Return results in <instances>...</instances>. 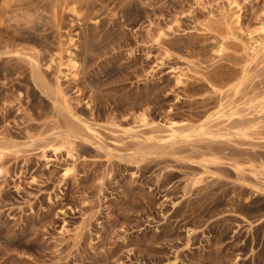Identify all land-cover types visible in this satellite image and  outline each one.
<instances>
[{
	"label": "rangeland",
	"instance_id": "rangeland-1",
	"mask_svg": "<svg viewBox=\"0 0 264 264\" xmlns=\"http://www.w3.org/2000/svg\"><path fill=\"white\" fill-rule=\"evenodd\" d=\"M16 5L0 17V264H264V111L246 109L264 99V52H246L264 0ZM65 50L75 79L49 66ZM202 125L214 139L192 137Z\"/></svg>",
	"mask_w": 264,
	"mask_h": 264
},
{
	"label": "bare ground",
	"instance_id": "bare-ground-1",
	"mask_svg": "<svg viewBox=\"0 0 264 264\" xmlns=\"http://www.w3.org/2000/svg\"><path fill=\"white\" fill-rule=\"evenodd\" d=\"M21 0H0V17L3 16V14H8V12L11 13V8L13 6H17L16 5V2L17 4H19ZM24 5V4H23ZM21 7V5L19 6ZM19 7H17V9H19ZM21 8H24V7H21ZM20 8V9H21ZM19 9V11H20ZM10 10V11H9ZM23 10V9H22ZM18 11V12H19ZM9 13V14H10ZM8 14V15H9ZM15 16H20V15H17V14H14ZM14 16V17H15ZM10 17H11V14H10ZM30 17V16H29ZM2 18V17H1ZM0 18V19H1ZM9 18V17H8ZM17 18V17H16ZM14 18V19H16ZM10 20V19H9ZM12 20V19H11ZM224 44V43H223ZM221 45V44H220ZM226 47V46H225ZM225 47H223L222 45L217 47V53H222L224 52L225 50ZM227 50V48H226ZM246 52L248 53V55L250 56H253L254 58H257L261 53L263 54L264 52V24H262L260 26V29H259V37L257 39H255V41L252 43V45L246 49ZM31 63V67H32V77H33V80L36 84V86L47 96V95H51L50 97H52L54 100H56L58 103H59V106L61 107V109L66 113V115H68L69 117H74L75 116V112L74 110L71 108L72 106L70 105V100L68 98V96L65 94V92L62 90L61 88V85L58 81V77L54 80L53 82V88H51L47 81V79L45 78L42 70H41V66H40V61L38 59V57H33L30 61ZM50 64L49 66H53L54 69H56L55 72H57L56 74H59V75H62L64 79L66 80H69V79H75L76 77V73L78 71V63L77 61L75 60L74 58V55L72 52H70L69 50H65V56L63 55H60L58 54L55 58L51 59L50 60ZM47 66V68L49 67ZM245 75V74H244ZM246 76H242V80L237 83V84H234L230 87V89H235L236 92L237 91H240L241 90V86L243 84V82L245 81V78ZM241 78V77H240ZM248 80V79H247ZM246 83V82H245ZM244 86V85H243ZM244 90V89H243ZM234 91V90H233ZM235 92V91H234ZM238 94V93H237ZM253 102H250L252 101ZM249 101V100H248ZM247 104V108L246 109H255V108H259L258 110L256 111H264V99H251ZM242 107V106H241ZM239 109V108H238ZM242 111V110H241ZM240 112V110H239ZM243 112V111H242ZM241 112V113H242ZM241 113H240V116H241ZM251 113V112H250ZM257 113V112H256ZM261 113V112H260ZM217 114V115H216ZM214 114V116H216L218 119H223V117H228V118H232L234 116H238L239 113L237 110H234V109H226V106H222L218 111L217 113ZM254 115V113H253ZM242 117V116H241ZM213 119L215 117H212ZM211 118V119H212ZM216 118V119H217ZM235 118V117H234ZM212 119V120H213ZM139 126L141 128H149V129H152L153 126L151 125V123L145 118V117H142L140 120H139ZM168 126V125H167ZM246 126V125H245ZM247 128L249 126H246ZM245 127V128H246ZM163 128V127H162ZM165 128V127H164ZM167 128V130H166ZM164 130H166V133L165 135L168 137V138H175L176 136H179V132H181L182 130H184L186 128L185 125L181 124V123H177V122H172L168 127H166ZM87 129V128H86ZM155 129V127H154ZM152 130L154 133H160V131L156 132L155 130ZM160 129V128H159ZM163 130V129H162ZM163 130V131H164ZM209 130V129H208ZM207 128H205L204 125L198 127L194 134L192 135V137H195L196 139L199 138V137H208V138H211L214 134L211 132V131H208ZM165 132V131H164ZM246 133V131H244ZM157 135V134H156ZM159 137V136H158ZM157 137V138H158ZM184 138V141L185 140H188V138L190 136L188 135H184L182 136ZM156 138V137H155ZM213 139L215 138L214 136L212 137ZM210 140V139H208ZM6 150H8V147L5 146L4 144H0V154H3ZM152 151L153 153V149L150 150V152Z\"/></svg>",
	"mask_w": 264,
	"mask_h": 264
}]
</instances>
